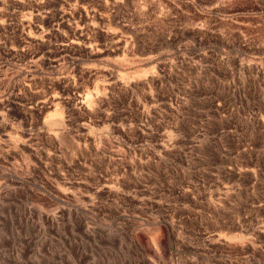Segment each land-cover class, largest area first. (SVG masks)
I'll use <instances>...</instances> for the list:
<instances>
[{
  "label": "rangeland",
  "instance_id": "374dc122",
  "mask_svg": "<svg viewBox=\"0 0 264 264\" xmlns=\"http://www.w3.org/2000/svg\"><path fill=\"white\" fill-rule=\"evenodd\" d=\"M0 264H264V0H0Z\"/></svg>",
  "mask_w": 264,
  "mask_h": 264
}]
</instances>
